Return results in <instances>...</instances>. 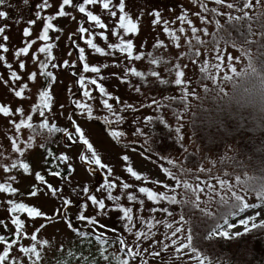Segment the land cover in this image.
I'll use <instances>...</instances> for the list:
<instances>
[{"label": "snow or ice", "instance_id": "6c2138e0", "mask_svg": "<svg viewBox=\"0 0 264 264\" xmlns=\"http://www.w3.org/2000/svg\"><path fill=\"white\" fill-rule=\"evenodd\" d=\"M262 0H240V3L228 2V0H189V3L193 8H198V11H189L188 8L181 5L180 14L177 15L173 20L165 19L160 10H151L145 13V9L141 6L140 10L136 13L135 18L131 14L130 10L127 9L126 0H40V2L31 4L30 0H22V3L31 8L34 18L24 20L23 17H17L14 21L15 24L26 23V27L22 29V46L19 47H9L10 37L6 33L10 31V25L4 23L0 25V66L6 67V69L15 68L22 70V74H19L17 70H12L10 75L5 78L3 73H0V83L5 87L9 88V92L12 94L13 98H18L20 101H28L29 96L26 95V90L29 89L30 83L36 88V92L31 93L32 96L37 97L30 105V113L26 115V118H21L17 122L15 117L19 114L21 117L25 116V108L17 106L15 109L10 107L7 103L0 102V114H3L4 118H13L8 120V124L11 126L9 131L15 130L16 135H8L7 139L11 145V148L20 157L25 156V149L18 143L19 134L23 129H30L33 135L28 138L25 142L27 149H32L33 141L36 139L35 133L40 130H45L46 133L51 136L56 133H63L67 136L68 141L77 142V138L74 137L73 132L69 131L67 127H60L57 124L50 122L49 117L53 114L54 106L56 101L54 99V86L60 81L59 76L54 74V71L59 70L61 73L68 71L70 75L75 78V83L78 86L76 90H73L72 84L69 83L65 85L68 93H71V105L79 110L82 115H86L88 118L93 117L92 105L87 102H82L81 99L77 98V93L82 92V96L88 100H94L96 97L93 96V89L98 91L102 100V107L108 112H111L116 118V123L122 124L125 122L126 117L121 113H137L141 108L153 109L159 111L160 109L167 110L171 107L170 104H162L159 99L155 96L151 98L150 103L140 104L139 107L133 103H124L122 107L114 106L110 100H114L116 105L121 104V99L119 96L112 95L106 88L105 84L101 81L106 78L101 75L102 70L108 69L110 67H116L122 70L121 73H112L121 84L129 86L131 90H134L135 94L143 96L142 87L145 83L152 84L155 83L157 86H165L167 89L169 86L175 85L180 86L181 95L179 97L173 95L168 97L169 101L180 100L182 102H187L190 96L198 95L196 92L190 91L187 85L190 83L185 76V71L181 70V65L176 62L174 66L168 68L169 74L175 73L174 78L166 79L162 78V73L159 70L147 71L138 70L137 67L131 66L133 61L142 62L145 59L148 60L149 65L160 66L166 63L163 59H157L152 51H144L147 47V41H143L140 48L137 49L135 38L140 35L141 24L140 21L143 19L145 14L150 17V25L153 29L157 26L162 28L163 33L175 41V48L179 49L181 44V35H186L189 31L192 38L186 39L188 47L195 48L193 55L196 57L201 56L199 47L193 45V38L196 41V45H202L207 43L206 40L202 39L201 33H208V28H198L195 26L194 21L191 17L199 19L203 24L214 23L217 32L211 35L217 37L213 40V43L217 45V53H221L219 47L220 32L224 31V24L220 18H216L214 21L209 18V13L213 17H222L229 24L239 23L241 21L247 22V33L252 36L264 37V20L261 19L264 13L257 11V6L260 5ZM220 5L226 7L230 11H220L216 7H210L209 4ZM2 7H12L9 0H0V8ZM91 7V10H90ZM99 13V14H95ZM239 13V14H234ZM79 14V18L78 15ZM9 19V12L0 10V21H7ZM61 19H67L69 25L72 23L76 24V29L70 31L65 35V27L59 26V21ZM107 21V22H106ZM39 22L40 29L38 32H34L33 29ZM179 22V27H174V25ZM256 23L259 31H254L252 24ZM88 25V26H85ZM111 25V28H110ZM185 25L188 27L186 28ZM99 29L100 31H96ZM85 34H88L85 38ZM62 37L65 40V48L68 49L67 55L71 56L73 51L77 52L78 61L81 63L82 68L80 73H77L75 69L77 68V63L75 61L70 62L69 59H61L54 54L55 51H59V42ZM110 37L113 38V42H108ZM100 39V42H94ZM83 42L85 46H81ZM118 41V42H115ZM226 43L230 44L232 48H236L237 44L233 40H227ZM103 44V46H101ZM36 46V47H34ZM165 46L163 40H157L153 47L160 49ZM86 49L90 50V53H95L101 58H110L111 63L105 61L100 66L96 64H90L88 59V54H86ZM11 51L13 62L7 60L6 54ZM134 51L138 54L133 55ZM240 51L244 56L249 58L248 66L255 72V65L252 63V55L246 47H241ZM89 53V54H90ZM122 54V55H121ZM188 55V53H180L183 57ZM224 54H218L216 56L217 61H224ZM228 60L239 59L240 57L233 58L231 54L227 56ZM127 61V62H126ZM171 63V61H167ZM196 64V61H192ZM204 66L199 69L201 73H208L209 67L208 62L203 61ZM34 67V70L29 71V67ZM187 68L188 65L183 66ZM216 68H220V63L215 64ZM232 72L237 75H242L239 73L235 67L231 69ZM85 74H93L89 78ZM247 74V73H243ZM26 78V80H25ZM131 78H136L137 82L133 84ZM154 78V80L152 79ZM225 79H232L231 76H225ZM214 81L215 76H211ZM11 84V87L9 85ZM18 90H17V86ZM92 86V87H90ZM205 92L208 91L207 86L204 88ZM223 92V89H220ZM65 105L59 104V109L61 112L64 110ZM185 111H187V104L185 103ZM178 115V113H174ZM38 116L40 118L39 123H34V117ZM74 113H69L65 119H67L70 124H76L73 119ZM182 119V117L180 118ZM139 120V117H134L133 123ZM146 127L151 126L153 122H159L161 124L165 123V118L160 116L148 115L145 117ZM106 123L111 124V121L106 120ZM183 129V124L180 123L175 126L174 131L177 134L179 140H183V136L180 135ZM75 133L78 134V141H81L84 146L91 152V158L88 155H80L79 159L86 161L88 165L97 166L100 169H106L107 173L111 175L113 173V168L107 164L101 163V157L96 154L93 150V146L89 143V140L85 138V133L82 131L79 125H76L74 129ZM126 133L124 131H111V136L117 140H120ZM135 135L145 136V144H148L150 137L140 128L135 130ZM41 149L45 151L44 165L46 169V174H42L41 171H35L30 166V163L25 162L23 159L13 160L10 164H0L5 173H10L15 169H21L22 173H29L30 176L37 182L31 186V189L26 193V198L31 199L34 203L30 204L28 202H18L15 197L18 195L25 197V193L19 192V189L14 186V182L18 179L17 175H11L8 177L6 182H0V194H8L12 198L6 200H0V205H6V208H0V211H6L8 213L7 217L0 218V228H3L6 234H0V264H47V248L50 245V240L47 238H41L42 231L48 227V223H59L61 220L66 224L69 231L74 233L78 238H83L86 243H91L92 241L88 238L94 235L97 252L100 258L106 262V264H131L133 261H139V264H149V261L144 259L145 253L151 255L152 257L159 258L161 256L160 251L148 252V249L136 250L134 247H130L129 243L126 242L122 235H116L113 239H109L107 233H117V228H109L104 223H101V218H111L110 212H117L118 223L123 225V228L127 229L128 233L133 234L134 238L137 240L138 245L141 241L152 240L155 233L151 231L145 232L143 230H138L133 232L136 227L134 220V211L136 213V220L143 222L145 219L140 215L144 211V204L146 197L147 201L152 202L154 206L149 209L150 213L163 212L168 216H172L173 213L170 212L168 207L159 208L156 205H160L161 202H167L171 205L177 204H187L189 201L180 200L177 195L168 194L169 191L175 192L176 189L183 188L192 192H203L204 188L200 187L199 184L193 187L192 184L187 183L185 180L177 174V172L183 170L187 173L188 170L177 168V161L166 156H159L160 161H166L167 164L172 165L176 171H171L164 163H160L158 166L162 170V174L166 175V179L173 181V184H168L166 182L160 181L158 178L153 181L155 185L163 187L167 191L157 192L153 190V187L139 186L135 188V191H128L135 187L133 183L121 181L117 183V178L109 179L108 176L105 177L104 183L100 185V190L106 191V196L104 198H98L97 195L90 193L88 187H83L82 192L85 194L87 201H90L91 206H93L94 213L89 216L86 214L89 208L88 203H82L80 205V210L74 215H70V209L74 202L70 198L63 197L64 187L71 183V177L75 171L72 163L70 162V157L66 154H56L51 150L48 145L41 143L39 145ZM135 151V149H133ZM147 152H151V148L146 149ZM5 153L0 150V160H3ZM147 159L151 160V156H147ZM130 157L128 155H123L122 160L128 162ZM63 163L62 170H53V166L56 169H60V165ZM199 171L210 172L211 169L200 168ZM126 173L130 174L131 178L135 181H147L148 176H142L131 164L126 167ZM46 175L51 178H60L64 182V187L54 186L53 183L46 179ZM199 179V177H197ZM236 180L240 182V188L242 191H254L255 196L264 203V181H262L259 188H254L248 181H241L240 176L236 177ZM42 185V186H41ZM219 185L223 188H230L228 182L225 179L219 180ZM122 189L118 194H114L113 190ZM213 191L215 186H212ZM232 196L237 202L235 207L236 212L231 213L232 215H238L249 208H259L260 204L250 203L246 200L244 195L233 191ZM42 199H55L57 200L59 206L55 209L52 215H48L42 210V206H39V202ZM199 197L191 201L195 208H199L201 212L205 210L201 208L200 204L197 202ZM223 202V198H221ZM110 202L109 203H106ZM123 201H127L128 204H138L140 207L134 208L132 206H127ZM21 214H24L22 218ZM206 215H212L211 212L205 213ZM260 213L257 212L255 215L247 216L246 218H241L237 223H230L227 218L223 219V223H217L214 227L207 233L206 238L208 240H213L216 237L226 238V239H237L246 235L253 233L255 230L264 229V219H259ZM37 219H42L45 223H41L39 227H34L31 233L28 231V221H35ZM180 221H185L183 215L180 216ZM74 221L79 222L81 225L92 229L91 232L83 231L81 227L74 226ZM9 224L11 227H9ZM160 224V220H156L155 224H149V229L156 227ZM167 228L172 229L173 225L168 223ZM242 227V231H230L236 229L237 227ZM99 229H104V231H99ZM186 233L184 239H178L180 234ZM165 238L170 239V245L176 246L174 251L177 253H182L187 255L190 260H195L196 264H212L209 257L198 249L194 245V233L191 229L182 226L175 227L171 231V236L168 237L165 233ZM27 240L29 243L24 244L22 241ZM186 241V242H185ZM160 243L159 241H156ZM119 245V252L123 255H119L116 252L109 254V248L111 245ZM169 244H163L164 250L170 247ZM60 245H56V250L58 251ZM83 259V257H82ZM86 264H91V261H86Z\"/></svg>", "mask_w": 264, "mask_h": 264}, {"label": "rangeland", "instance_id": "374dc122", "mask_svg": "<svg viewBox=\"0 0 264 264\" xmlns=\"http://www.w3.org/2000/svg\"><path fill=\"white\" fill-rule=\"evenodd\" d=\"M31 4H35L40 2V0H30ZM51 2V0H50ZM127 2V9L130 10L131 14L135 18L136 13L140 10L141 6L144 7L145 13L151 10H160L164 16L165 19L173 20L177 15L180 14L181 11V5L188 8L189 11H198V8H193V6L189 3V0H126ZM228 2H235L240 3V0H228ZM9 3L12 5V7H2L0 10L8 11L9 12V19L7 21H0V25L4 23H8L10 25V31H8L6 34L9 35L10 41H9V47H19L22 46V29L26 27V23H20L19 25L15 24L14 21L17 17H23L24 20H28L31 18H34L32 14V10L29 7H26L22 0H9ZM264 0H262L261 4L257 6V9L259 10L261 6L263 5ZM210 7H216L220 11H230L226 7H222L220 5H214L212 3L209 4ZM91 10V7H90ZM99 14V13H95ZM239 14V13H234ZM78 18H79V14ZM209 18L213 21L216 18H220L222 23L226 21L222 17H213L210 13L208 14ZM194 21L195 26L198 28H208V33H201L202 39L206 40L207 43L202 45H196V41L193 38V45L196 47H199V50L201 52L200 57H196L193 55V52L195 51V48H189L186 39L192 38L190 31L186 35H181L180 44L181 47L179 49L175 48V41H172L171 38L167 37L163 31L162 28L157 26L155 29H153L150 25V17L145 14L143 19L140 21L141 24V32L138 37L135 38V43L137 46V49L140 48V45L143 41H147V47L144 49V51H152L153 54L157 59H163L166 61L165 64L160 66L155 65H149L148 60L145 59L142 62H135L133 61L131 63V66L137 67L138 70H159L162 73V78L166 79H172L174 78L175 73L169 74L168 68L174 66L176 62H179L181 65V70L185 71L186 76L185 78L190 81V83L187 85L188 89L190 91L196 92L198 95L200 93V84L197 81L198 76L201 74L199 69L204 66L203 61L208 62L209 67V73L216 74L220 78H224L225 76L231 75L234 72L231 71L233 67H235L238 70L242 69L246 64V58L243 55V53L240 51V46L237 45L236 48H232L230 44L225 42V39L223 36V39H219V47L221 49V53L224 54V61H217L216 56L221 53H217L216 47L217 45L213 43L214 36L211 35L212 33H215L218 31L215 24H203L199 19L195 17H191ZM107 22V21H106ZM59 26H66L65 27V35L70 32L74 31L76 29V24L72 23L69 25V21L67 19H61L59 21ZM88 26V25H85ZM179 22H177L174 27H179ZM187 28L188 26L185 25ZM111 28V25H110ZM40 29L39 22L34 27L33 31L38 32ZM96 31H100L99 29H96ZM88 34H85V38H87ZM217 39V37H216ZM157 40H163L165 42V46L156 49L153 47L154 43ZM81 43V46H85L83 42L78 41ZM94 42H100V39L97 38ZM108 42H113V38L110 37V40ZM118 42V41H115ZM65 40L62 37L61 41L59 42V51L54 50V54L57 55L61 59H69L70 62L75 61L77 63V68L75 71L77 73H80L82 65L78 61L77 52L73 51L71 56L67 55L68 49L65 48ZM103 46V44L101 45ZM36 47V46H34ZM90 50L86 49V54H88V59L90 64H96L97 66H100L102 63L107 61L108 63H111L110 58H101L95 53H90ZM180 53H188V55H185L183 57L180 56ZM138 54L137 51H134L133 55ZM228 54H231L233 58L240 57L239 59H233L228 60L227 56ZM122 55V54H121ZM7 60L9 62H13V57L11 51L6 54ZM195 60L196 64H193L192 61ZM167 61H171V63H167ZM127 62V61H126ZM220 63L221 67L216 68L215 64ZM187 64L188 67L184 68L183 66ZM51 69V68H50ZM12 70H17L19 74H22V70H18L15 68L13 69H6L4 66H0V73H3L4 77L7 78L10 75V72ZM29 71L34 70V67L30 66ZM54 74L59 76L60 81L62 83H58L54 86V99L56 101V104L54 106L53 114L49 117L51 123L60 124L63 127H67L69 131L73 132L74 137L77 138V142H72L67 140V144L64 146H61L58 149V155L59 154H66L70 157V162L73 165V168L75 169L72 177H71V183L68 184L66 187H64V182L60 178H51L46 175V179L49 180V182L53 183L54 186H60L64 187L63 191V197L64 198H70L73 200L74 204L70 209V215L74 216L79 210L80 205L82 203H88L89 208L86 211V214L91 216L94 213L93 206H91L90 201H87L85 198V194L82 192L83 187H88L90 189V193L93 195H97L98 198H104L106 196V191L100 190V185L104 183L105 177L108 176L109 179L117 178V183L119 184L121 181L123 182H129L133 183L135 187L128 191H135L136 187L139 186H146V187H153V190L157 192H163L167 191L163 187H160L158 185H155L153 181L155 179H159L162 182H166L168 184H173L174 182L169 179H166V175L162 174L161 168L158 166L160 163H164L166 167H168L171 171H176V169L173 168L172 165H169L166 163V161H160L158 159L159 156H166L168 158L176 160L177 168H181L184 170H188L187 173L185 171L181 170L177 172V174L181 177V179L185 180L187 183L192 184L193 187H196L197 184L200 185V187L204 188L203 192H192L183 188L176 189V191L173 193L171 191L168 192V194L177 195V198L180 200H186V199H196V197H199V200L197 201L201 206H203L206 209H213L214 205L216 204L215 197H226L232 195V192H238L241 195L247 196L249 200H253V195L249 192H244L240 188V182L236 180L237 176H240L241 180H246L247 177L251 176L249 175V172L246 174H242L234 169V164L229 165L228 161L233 160L237 156V150L230 149L222 156H217L210 154L207 156L202 164L195 168L190 167V165L186 164L183 159V152H174V154H166L162 155L158 153V151L153 146L152 142V135L149 134L148 129L149 127H146V120L145 117L148 115H154V116H160L164 117L165 121L172 127L173 131L175 126L182 123L183 129L180 135L183 136V140L181 143L186 147V150L194 149L199 154H202L201 150H199L195 144V141L193 139V136L190 132L189 125H188V119H189V110L192 106V104L195 102L196 96H190L189 97V106L187 107V111H183L179 116L172 115L168 110L160 109L159 111L155 110V106L153 109L149 108H141L139 112L137 113H121L126 117V120L122 124L116 123V118L113 116L111 112H108L105 108L102 107V100L100 97V94L98 91L93 89V96L96 97L94 100H88L87 98H84L82 96V92L77 93V98L81 99L82 102H87L92 105L93 108V117L94 118H88L86 115H82L79 110H76L71 105V93H68L65 85L71 83L73 90L75 91L78 87L75 83V78L70 75L68 71L60 72L59 70H53ZM122 73L121 69H118L116 67H110L108 69L102 70L101 75H103L106 79L101 81L105 84L107 90L114 96H119L121 99V104L116 105V102L114 100H110L111 103L114 104V106L122 107L124 103H133L137 107L140 106V104H148L151 101V98L155 96L157 99L161 101L162 104L166 102H171L167 98L170 96H180L181 95V89L180 86H169L167 89H165V86H157L155 83L147 84L145 83L142 87V93L143 96L135 94L134 90H131L129 86L125 84H121L119 80H117L114 76H111L112 73ZM89 78L93 74H85ZM133 81V84L137 82L136 78H131ZM154 80V78H152ZM26 80V78H25ZM11 87V84L9 85ZM19 85L17 86L18 90ZM92 87V86H90ZM36 92V88L33 87V85L30 83L29 89L26 90V95L30 97L28 101H20L18 98L14 99L12 94L9 92V88L5 87L2 83H0V102L7 103L10 107L15 109L17 106H23L25 108V116L21 117L19 114H17L14 119L19 121L21 118H26V115L31 114L29 109L30 105L33 101L37 99V97L32 96L31 93ZM59 104H64L65 108L61 112L59 109ZM69 113H74L73 119L76 121V124H70V122L65 119V117ZM134 117H139V120H137L135 123H133ZM182 117V119H180ZM13 118H4L3 114H0V150H2L5 153V157L3 160H0V164H10L13 160H19L23 159L25 162L30 163V166L35 171H41L42 174H46V169L44 165V158L45 153L44 150L39 147V145L42 143V137L39 135V133H35L36 139L32 142L33 147L32 149H27L26 141L30 136L33 135L32 130L30 129H23L21 133L19 134V140L18 143L22 148L25 149V156L20 157L18 154L14 152V150L11 148V145L9 143V140L7 139L8 135H16L15 130L12 129L9 131L11 126L8 124L9 119ZM40 120L38 116L34 117V121ZM106 120L111 121L112 123H106ZM76 125H79L82 129V131L85 133V138L89 140V143L92 144L93 150L96 151V154L101 157V163L107 164L110 167L113 168V173L109 175L107 173L106 169H100L97 166L94 165H88L86 161L80 160V155H88L91 158V152L89 149H87L86 146L83 145L81 141H78V134L75 133L74 129ZM137 128L142 129L148 137H150V140L148 144H145V136H138L135 135V130ZM124 131L126 134L120 139L117 140L111 136V131ZM175 136L177 134L174 131ZM151 148V152H147L146 149ZM135 149V151H133ZM123 155H128L130 157L128 162H124L122 160ZM151 156V160L147 159V156ZM63 166V163H61ZM128 164H131L134 167V170H137L142 176H148L149 180L147 181H141L137 182L134 180V178L130 177V174L126 173V167ZM200 168L205 169H211L210 172L205 171L201 172L199 171ZM11 175H17L18 179L14 182V186H16L19 189V192L25 193V197L17 196L15 199L18 200V202H28L30 204L34 203L33 200L26 198V193L31 189V186L33 184H36L37 182L30 176L29 173H22L21 169H15L10 173H5L3 171V168L0 167V182H6L8 177ZM199 177V179H197ZM225 179L228 184L232 187L230 188H223L219 185V180ZM42 186V185H41ZM212 186H215V190L213 191ZM114 194H118L121 191H124L122 189H116L113 190ZM10 197L8 194H0V200H6ZM145 199V204L143 206L144 211L140 213L142 217L145 219L143 222H140L139 220H136V213L134 211V220L136 223V227L133 229V232L138 230H143L145 232L151 231L152 233H155V236L152 240L149 241H141V243L138 245L137 240L134 238L133 234L128 233L127 229L123 228V225L121 223H118L117 216L119 213L117 212H110V219L109 218H101V223H104L109 228H117V233L108 232L107 235L109 239H113L116 235H122L126 242L129 243L130 247H134L136 250L141 249H148V252L152 251H160L161 256L159 258L152 257L151 255L145 253L143 258L149 261V264H196L195 260H190L187 255H184L182 253H177L174 251V248L176 246L170 245V239L165 238V233L168 237L171 236V231L175 229L177 226H184L187 228V221H180L179 213L172 212V216H168L163 212H156V213H150L148 210L151 209L154 204L152 202L147 201L146 197H143ZM127 206H132L134 210L136 208H139L140 206L138 204H128L127 201H123ZM109 203L110 202H107ZM180 204H177L176 206H179ZM39 206H42V210L45 211L48 215H52L55 211V209L59 206L57 200L55 199H42L39 202ZM159 208L163 207H170L171 204H168L167 202H161L160 205H156ZM6 205H0V208H6ZM169 210H171L169 208ZM171 212V211H170ZM257 212L260 213L259 219H264V205H261L259 208H252L248 210L247 212L232 218L229 222L230 223H237L239 219L246 218L250 215H255ZM8 213L6 211H0V218L7 217ZM22 218H24V214H21ZM156 220H160V224L156 225V227L149 229V224H155ZM41 223H45L42 219H37L35 221H28L29 227L28 231L31 233L33 231L34 227H39ZM171 223L173 225L172 229L167 228V224ZM187 224V225H186ZM74 226L81 227L83 231H89L91 232L92 229L87 228L83 225H81L79 222L74 221ZM9 227L11 225L9 224ZM242 227H237L236 229L230 230V231H242ZM99 231H104V229H99ZM0 234H6L5 230L3 228H0ZM184 235L186 233L180 234L178 236V239L183 240ZM75 235L71 231H69L66 227V224L61 220L59 223H48V227L42 231L41 238H47L50 240V245L46 246L47 248V264H70V260L72 257H75L74 261L76 263H82L86 264V261L84 259L85 253H80L78 255V249L76 248V240ZM94 237V235H93ZM95 238V237H94ZM156 241H159L160 243H157ZM186 242V241H185ZM24 244H28L29 242L27 240L22 241ZM76 243V244H75ZM163 244H169L170 247L167 250H164L162 245ZM56 245H60L59 250H56ZM115 251L119 252V245H115ZM83 251V250H82ZM83 257V259H82ZM210 260V259H209ZM73 261V262H74ZM212 264H217L216 262L210 260ZM131 264H139V261H133Z\"/></svg>", "mask_w": 264, "mask_h": 264}, {"label": "trees", "instance_id": "16d2710c", "mask_svg": "<svg viewBox=\"0 0 264 264\" xmlns=\"http://www.w3.org/2000/svg\"><path fill=\"white\" fill-rule=\"evenodd\" d=\"M257 11L264 13V3ZM261 19L264 20V16ZM223 24L224 31L221 32V36L225 41L233 40L238 46L248 49L252 55L255 72L249 68V58L245 56L246 64L238 70L242 75L236 73L228 75L232 77L230 80L209 72L198 76L200 93L189 110L188 125L195 144L202 154L194 149L186 150L166 121L164 124L158 121L153 122L148 132L152 135L153 146L158 153L169 155L174 152H183L184 162L195 168L199 167L210 154L222 156L230 149L236 148L237 156L229 160L228 164H234V169L242 174L249 172L251 176L243 181H248L254 188H259L264 181V37L250 36L247 33L246 21L238 24H229L224 21ZM252 28L254 31L260 30L256 23L252 24ZM214 39H216L215 36ZM211 76H215L214 81ZM205 86L208 88L207 92L204 90ZM220 89H223V92ZM166 103L171 105L167 110L172 115L178 113L174 116H179L185 110V103L187 107L189 106V100ZM34 123L38 124L39 120ZM57 126L63 127L60 124ZM37 133L41 135L42 143L48 145L56 154L61 146L67 144L66 135L63 133L49 136L45 130L40 129ZM62 169V164L60 169L53 166V170ZM247 192L253 195V200L245 196L248 202L264 205L255 196L254 191ZM193 200L186 199L184 201L189 203H181L179 206L171 205L169 208L171 212L185 217L187 228L194 233V245L203 254L217 264H264V229H258L249 235L231 240L221 237L213 240L206 238L214 225L223 223L224 218L230 221L252 208L238 215H232L231 213L237 211L235 198L232 195L216 196L214 208L206 209L200 205L205 210L201 212L199 208L193 206L191 203ZM207 212H211L212 215H206ZM88 239L92 242L86 243L83 238L75 237L78 255L81 252L85 253V261L90 260L91 264H106L97 252L95 238L92 236ZM114 249V245H111L109 254L116 252L123 255L122 252ZM74 259L75 257H72L70 264H82L76 263Z\"/></svg>", "mask_w": 264, "mask_h": 264}]
</instances>
